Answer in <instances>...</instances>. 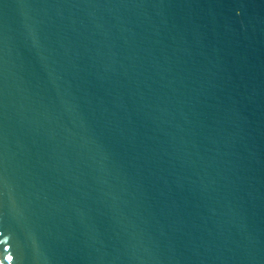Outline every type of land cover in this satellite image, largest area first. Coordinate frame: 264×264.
Listing matches in <instances>:
<instances>
[{
	"label": "water",
	"instance_id": "obj_1",
	"mask_svg": "<svg viewBox=\"0 0 264 264\" xmlns=\"http://www.w3.org/2000/svg\"><path fill=\"white\" fill-rule=\"evenodd\" d=\"M0 264H264V0H0Z\"/></svg>",
	"mask_w": 264,
	"mask_h": 264
}]
</instances>
